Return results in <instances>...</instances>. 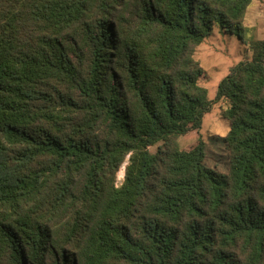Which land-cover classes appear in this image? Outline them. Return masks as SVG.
<instances>
[{"label":"trees","instance_id":"obj_1","mask_svg":"<svg viewBox=\"0 0 264 264\" xmlns=\"http://www.w3.org/2000/svg\"><path fill=\"white\" fill-rule=\"evenodd\" d=\"M252 1L0 0V264H264V38L194 57Z\"/></svg>","mask_w":264,"mask_h":264},{"label":"rangeland","instance_id":"obj_2","mask_svg":"<svg viewBox=\"0 0 264 264\" xmlns=\"http://www.w3.org/2000/svg\"><path fill=\"white\" fill-rule=\"evenodd\" d=\"M242 36L244 43L235 33L225 32L215 28L212 34L198 45L194 57L203 67L199 83L208 90V97L214 98L218 81L228 72L229 68L238 61L249 58L251 51L247 44L252 39L264 38V0H253L248 6L242 20ZM225 101L221 100L212 105L211 111L204 115L202 125L197 130H191L178 137L181 148H187L202 138L207 141L210 137H223L228 131V121L222 117ZM155 152L156 146L149 148ZM124 164L117 172L116 182L123 179Z\"/></svg>","mask_w":264,"mask_h":264}]
</instances>
